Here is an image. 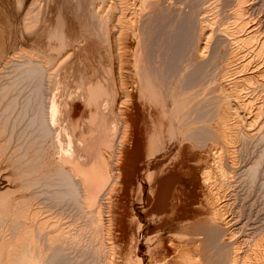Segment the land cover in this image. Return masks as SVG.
Segmentation results:
<instances>
[{
    "label": "bare ground",
    "instance_id": "obj_1",
    "mask_svg": "<svg viewBox=\"0 0 264 264\" xmlns=\"http://www.w3.org/2000/svg\"><path fill=\"white\" fill-rule=\"evenodd\" d=\"M0 264H264V0H0Z\"/></svg>",
    "mask_w": 264,
    "mask_h": 264
}]
</instances>
